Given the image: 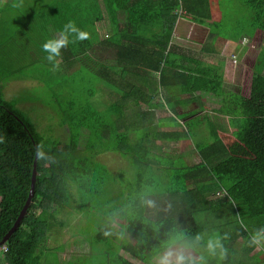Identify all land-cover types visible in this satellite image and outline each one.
<instances>
[{"label":"trees","instance_id":"obj_1","mask_svg":"<svg viewBox=\"0 0 264 264\" xmlns=\"http://www.w3.org/2000/svg\"><path fill=\"white\" fill-rule=\"evenodd\" d=\"M97 1L46 0V6L38 8L36 15H29L30 22L23 25L24 36L30 30L40 33L39 37H28L37 53H42L28 64L36 69L17 74L0 72L4 81L35 77L52 86L55 72L44 67L52 64L45 59L42 45L72 20L88 31L90 38L62 49L64 66L83 63L86 72L91 70L92 79L103 86L98 89L101 96L109 94L110 99H115L114 105L111 100H100L96 106L86 104L94 96L92 86L78 105L57 107L59 124L68 133V140L62 143L45 141L34 123L4 97L0 88V243L26 202L34 164L36 170L29 206L18 226L0 244L6 246L0 251V263L50 264L54 260V264H60L58 253L63 251V245L56 242V236L70 218L57 214L61 208L70 207L79 210L76 212L80 216L85 212L83 231L90 245L88 256L78 264H154L153 258L176 245L186 248L185 256L200 264H264L263 250L252 251L248 257L251 247H234V243L240 244L237 239L250 241L252 234L264 227V75H252L248 96L223 92L217 66L194 60L192 50L179 46L178 69L174 70L179 90L216 105L211 110L231 116L230 124L238 127L232 133L222 132L209 114L205 115L212 141L193 144L199 161L192 165L166 163L152 147L157 140L177 145L192 143L189 125L200 122L199 118L186 121V129L173 128V123L168 122L171 128L161 130L148 111L123 105L128 99L136 104L143 100L144 83L150 80L151 71L160 70V82L165 83V71L175 63L169 55L176 53L173 45L165 49L178 16L209 27L206 52L219 54L226 40L236 41L243 35L251 38L250 49L255 50L261 42L256 37L264 33V0H100L103 7ZM177 9L179 14L174 12ZM79 10L83 11L81 15H77ZM119 12L126 15L122 25L118 23ZM16 17L12 14L6 21L0 20V25L6 24L0 46L8 42L11 47L19 46L21 28L17 26L13 33L9 29L17 22ZM105 18L110 35L103 47L116 57L102 61L116 66L117 72L126 73L135 67V79L129 88L124 85V74L116 72L119 80H113L111 70L101 67L89 53L100 40L95 23ZM41 57L44 61L37 63ZM9 60L4 61L10 67ZM186 63V68L180 65ZM58 74L63 81V73ZM112 86L116 93L111 91ZM125 109L136 114L134 121ZM240 119L244 124L239 123ZM132 129L146 133H131ZM41 143L52 160H37L36 146ZM108 151L127 158L134 182L120 175L123 172L117 176L125 181L117 179V173L105 162H98L97 156ZM212 216H216L218 224L213 223ZM216 237L221 238L227 250L223 260L219 249L213 256L205 248L208 240Z\"/></svg>","mask_w":264,"mask_h":264},{"label":"rangeland","instance_id":"obj_2","mask_svg":"<svg viewBox=\"0 0 264 264\" xmlns=\"http://www.w3.org/2000/svg\"><path fill=\"white\" fill-rule=\"evenodd\" d=\"M3 2V0H1ZM15 1V0H13ZM20 3V0H17ZM49 1V0H48ZM98 6L103 7L102 2L99 0ZM46 6V0H23L22 6L18 8L16 11L15 9H10L14 7L10 0H5V2L0 3V20L6 21L7 18L12 15L16 14L17 22L15 23L14 27H10V32L19 26L21 28V33L18 35L19 39V46L14 45L11 47L10 42L3 44L0 46V72L3 73H22L23 71H33L36 68H33L31 65H28L32 58H37V56H42V53H37L35 45L29 41L28 37H32L33 35H37L39 37L40 33L37 31L30 30L29 35L24 36L23 32V25L26 26L30 22V18L33 15H36V11L38 8ZM74 6V5H73ZM76 7V5H75ZM9 8V9H8ZM34 8V10H32ZM77 9V8H76ZM83 11L79 10L77 15H81ZM30 15V16H29ZM27 16V17H26ZM29 16V17H28ZM23 18H27L23 20ZM119 23L124 22V14L123 12H119L118 14ZM186 19L182 16H179V22L184 23ZM123 24V23H122ZM109 23L107 18L102 20L98 23H95L98 36L100 38L99 42L94 43L92 49L89 51L90 55L96 62L100 61L101 67H106L108 71L111 70L112 79L117 80L116 66H109L107 63L103 62L102 60L106 57L114 58L115 53L112 52L110 49H106L103 47V41L105 38L110 35L109 31ZM6 27V24L0 25V36L3 34V31ZM191 35L187 33L185 30L184 32L188 36V41L185 40L180 33L179 36V46L186 50H192L191 52H195L202 44V41L205 40V34L208 31V28L204 25L202 26H193ZM197 32V33H196ZM198 33L200 36H198ZM262 34L261 36L256 37L257 41H260L259 48L255 50L250 49L251 38L247 37V39L243 40L240 38V44H230V48L222 49V54L225 55L228 61L225 62V69L229 75L227 76V84L225 87V92H236L243 96H248L250 92V84L252 75L255 73L264 75V33L259 32ZM57 34V33H56ZM93 35V33H92ZM235 46V47H234ZM21 49H24L23 52ZM29 51V53H26ZM178 49V48H177ZM234 49V50H233ZM247 49V51H246ZM30 50L32 51L30 53ZM22 53V55H21ZM190 53V54H192ZM194 55V54H192ZM236 55V56H235ZM12 56V58H11ZM15 57V58H13ZM200 57V55H199ZM172 56L170 57V59ZM213 58V57H212ZM11 62V66L9 67L8 63L4 60H8ZM61 60L60 66L58 69H54L53 65H45L44 67L51 72H55V76H53V85L50 86L49 82L45 83L44 80L37 79L35 77H11L8 80L4 81L3 78L0 76V88L4 95V97L8 100H12L15 104V107L22 112L27 118L34 123L36 130L39 134L44 138V140H57L65 143L68 140V133L63 126L59 124L60 117L57 113V107L61 109L66 108L68 104H76L78 105L81 103L87 96V89L94 86V96L92 98H88L85 101L86 104L90 106H96L95 103L102 99L100 90V84L98 85L99 81L97 79H92L91 77V70H85V65L83 63H75L70 68L65 67ZM187 61L188 58H185ZM37 63H42L44 58L36 59ZM88 64V63H87ZM119 65L118 63H115ZM122 64V63H121ZM181 66L186 65L180 64ZM81 66V67H80ZM23 67V68H22ZM20 68V69H18ZM38 69V68H37ZM106 71V69H105ZM63 73L60 79V74ZM121 75H125L124 85L125 87L129 88L131 86L132 81L135 79V67L128 68L127 72L124 73L119 70L117 73ZM104 74V73H103ZM155 81H156V77ZM119 80V78H118ZM117 80V81H118ZM48 81V80H47ZM103 84H106L102 82ZM114 84V82H113ZM81 88V89H80ZM105 90V88L103 89ZM112 92L116 93V87L112 86ZM159 94V92H158ZM179 91L175 92V95L179 96ZM190 94V93H188ZM185 95V94H184ZM157 96V100H160L159 95ZM96 97V98H95ZM99 99V100H98ZM213 104H208L209 108H212ZM56 107V108H55ZM97 108V107H96ZM138 107H135L137 109ZM182 110L183 107L181 108ZM177 108V110H181ZM211 110V109H210ZM203 110L199 113L201 114ZM168 111L166 109H161L159 112L156 113L155 117L161 118L162 116L167 115ZM208 113H206L207 115ZM215 116V115H214ZM218 119H214L212 116V120L215 124H217V129H222L223 131L232 133L235 132L238 127H233V125L228 124L226 117L224 115H218ZM131 117V114L129 118ZM222 117V118H221ZM212 121V122H213ZM141 122V121H140ZM168 122L172 123L173 119L170 121H165V119H160V125L167 124ZM241 125L244 124V120L240 119L239 122ZM240 125V126H241ZM157 126V124H156ZM138 127V126H137ZM189 127L191 128L190 133H192L191 141L192 143L184 144L179 143L177 145L175 142L170 141H155L154 142V149L155 150H163L160 153H156L159 155H163L165 158L166 163L170 164H188L192 165L199 161L198 156L196 155V151L194 149V143H208L212 141L209 127L207 126L206 118L204 120H200L193 124L190 122ZM234 128L233 130H231ZM155 129V127H154ZM220 129V130H221ZM231 130V131H230ZM131 133H146L141 130L132 129ZM181 154V155H180ZM100 159L101 163L107 164L109 169L113 173H117V179H122L121 176H117L120 172L124 178L129 179L134 182V173H132L131 169H128L129 165L127 163V158L121 156L118 152L108 151L97 156ZM124 180V179H122ZM125 181V180H124ZM75 209V208H74ZM57 210V209H56ZM59 210V208H58ZM76 211H79L75 209ZM72 211V212H71ZM71 210L70 207H63L59 211L60 216H67L70 218V222L66 227L60 229L59 234L56 236L57 243L63 245V251L58 253V258L60 264H63L67 261H73L74 264H78V262H82L86 259V256L89 254L90 245L85 240V233L83 231V217L85 212H81V216L79 212ZM69 212H71L69 214ZM58 213V212H57ZM230 213V212H229ZM66 217V218H67ZM51 220L53 221V216H51ZM57 221V220H56ZM207 249V247H205ZM180 250H183L184 253H188L186 248H181L179 245L172 247L170 250L174 254ZM168 251V252H170ZM166 252V253H168ZM206 252V251H205ZM159 255L153 258L154 264H160L161 258L166 254ZM173 261L175 260V255L172 257ZM50 264H54V260L50 261Z\"/></svg>","mask_w":264,"mask_h":264},{"label":"crops","instance_id":"obj_3","mask_svg":"<svg viewBox=\"0 0 264 264\" xmlns=\"http://www.w3.org/2000/svg\"><path fill=\"white\" fill-rule=\"evenodd\" d=\"M11 1V0H10ZM3 2H5V0H3ZM0 0V3H3ZM174 12H177L179 14V9L175 10ZM124 14V22H125V13ZM118 18V16H117ZM100 21H97V23ZM124 22L122 21V23L124 24ZM119 23V20H118ZM122 23H119L120 25H122ZM206 26L208 28L207 33L205 34V40L202 41L201 46L199 47V49H197L195 52H193L194 55H192V57L194 58V60H197L198 62H203L202 64H207L209 66L212 65H216L218 68V73H221V84H220V90L225 92V87L227 84V76L229 75V72L227 73L226 69H225V62L228 61L227 57L225 55L222 54V49H226V48H230V44H240V38L239 40H232V39H228L225 41V43L222 45L220 53L219 54H211L209 52L204 51V47H205V43H207L208 41H206L207 39V35L209 33V27L205 24H199L196 22H192L188 19H186L184 21V23L179 22V16L177 17L176 21H175V25L173 27V29H171V34H170V38L168 40V47L165 50H169V47L171 45H173V48L175 49L174 52H176L174 55H169V59L172 56V58L175 59V63L171 64L170 67H168L165 71V78H164V84L162 85L160 82L161 79V71L160 70H155V71H151L149 76H150V80L149 81H145L144 85V98L143 100H139L138 104H136V102L134 100H127V102H123V105L126 107V105L128 106H140V110H144V111H148L147 114L154 116V118L157 121V126L156 128H159L161 130H166V129H170L171 126L168 124H163L160 125V119H165V121H170L171 119H173V128H177L179 127V129H186L185 126V122L192 120L193 118H199V120H204L205 119V115L206 113L209 114L211 121L212 120V116L214 117V119H218V115H224V117H226L228 124H230L229 122V118H231V116L222 114V113H218L215 112L214 110H210L213 107L216 108V105H214L212 108L208 107V103L207 102H203L201 99L199 98H195L192 95L188 94V92L183 93L181 90H179V80L176 78L175 75V71L178 69L177 63L179 64V34L181 33L183 38L185 40L188 41V36L186 35V33L184 32V30L189 33L191 35L192 30L195 31V29H192L193 26ZM197 33V32H196ZM198 36H200V34L198 33ZM235 47V46H234ZM178 48V49H177ZM234 50V49H233ZM247 51V49H246ZM200 55V57H199ZM236 56V55H235ZM213 57V58H212ZM172 58L170 60H172ZM193 60V61H194ZM209 75H215L214 73H209ZM156 77V81L155 78ZM101 89L103 88V86L100 87ZM179 91V96L175 95V92ZM159 92V94H158ZM185 94V95H184ZM155 95H159L160 96V100H157V96ZM148 96V97H146ZM102 102L103 101H108L111 100L110 102H115V99H110L109 98V94H102ZM183 107L184 110H182L181 108ZM177 108L181 109V110H177ZM161 109H166L168 111L167 115L162 116L161 118H157L156 113L159 112ZM203 110V112L200 114L199 112ZM125 113H127L128 115L131 114L130 120L134 121L136 114L133 113L130 110L125 109ZM215 115V116H214ZM222 118V117H221ZM178 124L179 126L175 123ZM213 124L215 127H217V124L214 123ZM221 129V128H220ZM219 129V130H220ZM233 130V128L231 129ZM230 130V131H231ZM222 132L225 133H229L226 131H223L222 129L220 130ZM233 132V131H232ZM160 141V140H159ZM172 142V141H170ZM152 151L154 153H160L163 150H155L154 146L152 147ZM213 219V223L216 225L219 223V220L216 218V216H212L211 217ZM219 230V228H217V231ZM236 241H239V243H234V247L241 249L244 245H247V247H251V251L248 252L247 256L249 257L251 252H255L258 250H263L262 252H264V247L262 248H254L253 246H249V241H245L241 238L237 239ZM257 256L259 257H263V254L260 255L259 252L256 253ZM238 256V255H237ZM239 257V256H238ZM262 263V262H261ZM1 264V263H0Z\"/></svg>","mask_w":264,"mask_h":264},{"label":"clouds","instance_id":"obj_4","mask_svg":"<svg viewBox=\"0 0 264 264\" xmlns=\"http://www.w3.org/2000/svg\"><path fill=\"white\" fill-rule=\"evenodd\" d=\"M23 0H20V3L15 4L14 7L22 6ZM90 38V33L88 31L82 30L77 26L75 21L69 20L67 23L63 25L62 30L54 37L46 40V42L42 45V50L47 55L45 59L47 62L53 65L54 69H58L60 66L62 49L68 47L70 43H77L79 41H84ZM241 39L245 40L247 37L244 35ZM0 142H3V139L0 138ZM36 158L37 160H46L50 161L53 157L49 156L44 151V145L38 144L36 146ZM151 204V201H149ZM108 233H106L107 235ZM226 238V237H225ZM197 240L200 239L199 236L196 237ZM249 246H256L257 248L264 247V227L259 228L252 234L251 240L249 241ZM217 249H219L220 259L223 260L226 256L227 250L221 244V238H210L207 242V250L208 252L215 256L217 254ZM175 255V260L173 261L172 257ZM203 261V257H201V262ZM160 264H200V262L195 259L185 256L183 250L176 252L166 253L160 261Z\"/></svg>","mask_w":264,"mask_h":264},{"label":"water","instance_id":"obj_5","mask_svg":"<svg viewBox=\"0 0 264 264\" xmlns=\"http://www.w3.org/2000/svg\"><path fill=\"white\" fill-rule=\"evenodd\" d=\"M35 172H36V170H35V164H34L29 195H28V197L26 199V202H25L24 206L22 207V209H21V211H20V213H19L16 221L14 222V224L12 225V227L9 229L8 233L3 237V239L1 240V243L0 244H2L3 242H5L6 238L18 226L20 219L23 217V215H24L27 207L29 206V203H30V200H31V197H32V194H33V187H34L35 174H36Z\"/></svg>","mask_w":264,"mask_h":264},{"label":"built area","instance_id":"obj_6","mask_svg":"<svg viewBox=\"0 0 264 264\" xmlns=\"http://www.w3.org/2000/svg\"><path fill=\"white\" fill-rule=\"evenodd\" d=\"M3 250H6V246L5 245L0 246V251H3Z\"/></svg>","mask_w":264,"mask_h":264}]
</instances>
